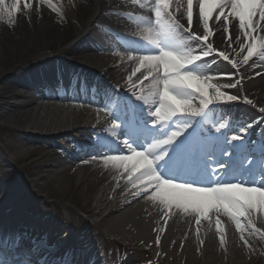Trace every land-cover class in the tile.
I'll return each mask as SVG.
<instances>
[{
    "label": "bare ground",
    "instance_id": "bare-ground-1",
    "mask_svg": "<svg viewBox=\"0 0 264 264\" xmlns=\"http://www.w3.org/2000/svg\"><path fill=\"white\" fill-rule=\"evenodd\" d=\"M152 1L155 2L142 0L138 5L135 0H50V3L31 0L26 9L11 21L7 17L0 20V128L10 137V140H2L0 148V209L17 197L31 199V194L27 193L33 192L40 200L38 203L43 204L41 201L46 200L59 203L69 217L68 223L58 228L54 221L25 217L19 205H9L13 210L6 216L8 237L5 240L14 234L19 235L21 241L18 246L22 247L26 258L38 260V252L53 248L54 258L51 259L49 252L43 253L40 260L64 264L62 251L55 250L58 246L62 249L65 246L76 247L67 254L73 264H77L75 259H79L81 264H148L146 259L150 264H167L172 259L178 264H254L255 260H261L259 250L264 257V213H252L251 219L247 215L233 219L217 213V218L211 219L212 212H209L197 223L195 214L149 199L154 191L151 186L141 190L139 181L136 186L127 182L128 174L123 169L117 170L111 163L104 164L109 154L101 156L104 152H99V147L117 148V137L121 131L111 125L113 118L120 117L119 113H113L115 116L109 119L105 113L91 111L88 106H78L75 102H40V96H49L53 91L60 93L61 80L67 84L72 80V87L78 80L75 73L70 74L72 70L56 63L51 55L54 45L69 39L71 43L64 52L66 59H78L88 64L97 74L122 84L131 97L141 96L139 102H143V108L149 109L153 105L155 110L161 87L154 89L152 86L157 80L152 78L154 69L148 80L143 79L142 66L141 72L132 76V69L138 62L130 61L126 52L109 43L103 35L99 44L80 47L81 43L93 39L88 27L97 25L95 20L122 32L135 31L136 36L150 39L157 33L156 29L148 31L142 25L136 29L129 20L147 22L148 17L157 15L161 9L154 8ZM171 9L173 16L161 13L168 15L173 22L175 17L174 24L187 22L186 17L180 15L181 12L186 13V0H173ZM122 16L128 22L119 18ZM198 23V3L195 2L194 28L203 35V28L198 27ZM209 27L215 33L211 37L213 44L219 50L226 49L232 53L233 50L224 43L223 22L210 21ZM228 27L229 35L243 36L239 32L238 21L229 18ZM94 28L98 30V27ZM251 35L256 38L258 50L247 65H239L238 71L243 79L237 88H228L236 81L230 76H227L228 81L221 80L219 70L205 65L200 66L203 70L199 69L210 74L205 85H212L209 94H215L222 88L224 95L233 94L237 99L242 95L245 101L253 102H245L246 106L239 109L238 106L233 107L239 111L232 115L234 123L228 127L229 130H238L237 133H246L243 137L246 142L254 141L255 136L264 138V120L252 123L251 134L243 127L252 122L249 114L259 113V109L264 108V51L260 50V45L264 44V21L257 24V31ZM124 40L127 41L126 38ZM233 48L239 51L238 45L234 44ZM146 49L154 50L149 46ZM177 54L182 53L178 50ZM246 54L245 51L232 58L239 64ZM30 63H39L40 66L27 68ZM220 66L226 74L233 73L231 68ZM195 73L198 74L197 71ZM129 76H132L131 82ZM142 105L138 106L142 108ZM169 137L167 135L164 139ZM159 143L162 140L153 142ZM33 145L44 148L34 154ZM124 152L128 154L126 149ZM20 160L23 161L21 166L18 165ZM32 203L35 206V202ZM75 211L84 216L78 223L82 228L72 226L79 219L74 216ZM71 218L76 219L73 221ZM232 223L247 228L253 239L246 236L242 240L235 238ZM0 239L4 240L3 237ZM101 240L111 241L119 247L117 259L113 253L101 251ZM126 246L133 251H121ZM27 249L31 252L27 253Z\"/></svg>",
    "mask_w": 264,
    "mask_h": 264
},
{
    "label": "snow or ice",
    "instance_id": "snow-or-ice-1",
    "mask_svg": "<svg viewBox=\"0 0 264 264\" xmlns=\"http://www.w3.org/2000/svg\"><path fill=\"white\" fill-rule=\"evenodd\" d=\"M50 3V0H47ZM31 0H0V20L7 17L10 21L25 10ZM161 11L173 16L171 6L173 0H155ZM198 19L203 28V35H192V39L200 42L203 50L202 55L177 54L173 51H161L156 55H140L138 57L129 56L130 61H136L137 66L132 69V76L141 72V66L144 69V80L149 79L152 70H155L153 79L161 82V89L158 91L159 104L153 111L147 109L149 117H154L161 126L170 125L174 118L201 117L203 108L209 104L235 102L237 97L233 95H224L223 92L216 90L215 98H208V90L212 85L205 86L207 80L201 81L195 73L193 66L211 55L221 58L232 66L233 69H239V65H247L253 59L257 52L255 37L252 33L257 31V24L264 21V0H197ZM186 13L181 12L182 17L187 19V28L183 30L192 33L194 25V0H186ZM179 8V5H177ZM227 10V12H226ZM215 13V15H214ZM229 18L238 21L239 32L241 35H229ZM175 22V17H173ZM223 22L222 33L224 43L232 53L225 50H215L210 38L215 33L209 27V22ZM177 27H181L178 23ZM235 28V25H233ZM239 46V51L233 48V45ZM260 50L264 51V44L260 45ZM246 51L239 64L233 55L239 56ZM132 76L128 77L129 82ZM139 79V77H137ZM235 83L228 85V88L235 89L240 85V80L236 76L231 77ZM189 96H198L202 99V108L193 107ZM135 98L139 101L141 96ZM252 104L251 100L245 101ZM259 111L264 113V108ZM111 127L117 129L118 123H112ZM153 128L156 125H152ZM191 123L186 124L179 131H171L168 139L162 140L161 144H152L147 149L150 153L152 149L166 146L162 153L156 154L153 159H149L145 151H137L127 140L122 141L123 149H126L131 155H108L103 161L105 165L109 163L117 170L123 169L128 174V183L136 186L140 182L141 190H147L150 186L154 189L149 199L158 200L166 207H176L185 213H192L198 218L207 217L209 212H215L222 215H229L233 219L236 217H245L251 219V214L256 212L264 213V188L251 186L243 180H231L227 169L233 168L237 161L233 159L237 151L235 146L243 143V137L246 133H237L230 136L226 141L230 148H226L219 138H211L201 132L193 136V139L186 146L185 150L176 156H169L170 146L183 135ZM226 125L221 123L216 129H225ZM252 125L249 124L248 128ZM210 158L215 159V164L210 163ZM255 161L252 159H240L239 168H234L235 173H239L240 168L245 164L251 165ZM158 167L154 170L153 165ZM166 172L165 178L157 175V172ZM178 176L188 177V180H182L173 183V179ZM194 182H199L198 186H193ZM215 185V186H212ZM219 223V221H217ZM239 228V224H237ZM219 231V229H218Z\"/></svg>",
    "mask_w": 264,
    "mask_h": 264
},
{
    "label": "rangeland",
    "instance_id": "rangeland-1",
    "mask_svg": "<svg viewBox=\"0 0 264 264\" xmlns=\"http://www.w3.org/2000/svg\"><path fill=\"white\" fill-rule=\"evenodd\" d=\"M68 42H64L62 44H59V45H56L55 47L52 48V51H55V53H59L60 51L64 50L65 47L67 46ZM53 54V53H52ZM0 127H1V124H0ZM2 140H10V137L5 135L4 131L0 128V148L2 146ZM33 148H34V154L40 152L42 150V148H44V146L42 145H33ZM23 164V161L20 160L18 162V165L21 166ZM31 200L33 202H35V207L33 206L32 208H29L27 209L28 207L27 204L23 203L22 205L25 207L26 210H21V212L23 213H26L24 216L27 217H37V218H40V219H45V220H50V221H54L56 222L57 224L53 223L55 225V227H58V228H62V224L63 223H68V214L63 211L60 207H58L57 203L55 202L54 204L50 205V204H44L43 201H41L43 204H40L38 202H40L39 199L35 198V195L34 193H31ZM46 206V207H45ZM81 212H77L75 211L74 212V216L76 215H80ZM74 219L76 218H71V220L74 221ZM68 225V224H67ZM69 226V225H68ZM232 228H233V236L235 238H239V239H243V236H246V237H249V238H252L253 237V234L246 229H243V228H237V225H232ZM98 232V231H97ZM101 242V241H100ZM105 244H109L107 247L108 248H116L118 247L117 245H115L114 243H112L111 241H108L106 240L105 241ZM125 250H128V249H131V247L129 246H126L124 247ZM143 254V252H142ZM259 255L261 257V260L257 259L255 260L254 264H264V257L262 255V252L259 250ZM162 264H166V263H162ZM167 264H178L174 259L170 260ZM198 264H202V262H199Z\"/></svg>",
    "mask_w": 264,
    "mask_h": 264
}]
</instances>
